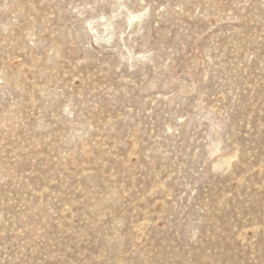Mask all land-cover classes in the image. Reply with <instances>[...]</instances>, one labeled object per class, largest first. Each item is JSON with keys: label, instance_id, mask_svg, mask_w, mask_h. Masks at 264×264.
I'll use <instances>...</instances> for the list:
<instances>
[{"label": "rangeland", "instance_id": "1", "mask_svg": "<svg viewBox=\"0 0 264 264\" xmlns=\"http://www.w3.org/2000/svg\"><path fill=\"white\" fill-rule=\"evenodd\" d=\"M0 264H264V0H0Z\"/></svg>", "mask_w": 264, "mask_h": 264}]
</instances>
